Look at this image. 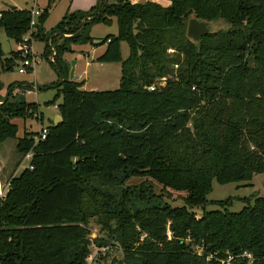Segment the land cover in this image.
Wrapping results in <instances>:
<instances>
[{
	"label": "trees",
	"instance_id": "16d2710c",
	"mask_svg": "<svg viewBox=\"0 0 264 264\" xmlns=\"http://www.w3.org/2000/svg\"><path fill=\"white\" fill-rule=\"evenodd\" d=\"M166 1L167 7L98 0L87 12L65 14L50 32L70 37H52L49 46L42 25L58 0L41 9L31 38L43 42L45 57L54 51L49 65L57 75L60 122L45 128L44 140L37 133L17 138L11 119H27L26 110L35 106L7 101L9 85L0 105V144L16 141L13 168L32 156L30 168L11 176L0 198V264H84L92 219L110 240L118 236L121 264H219L227 256L229 264H247L244 252L250 264H264V197L241 199L245 207L234 214L225 210L229 198L209 203L221 211H205L213 182L248 186L264 173V0ZM29 14L1 10L0 31L20 43ZM190 18L221 20L230 28L193 45L185 36ZM112 23L116 33L99 43L84 37L86 28ZM83 38L92 47L106 45L94 62L120 64L117 89L84 91L83 82L67 80L62 56ZM120 43L128 47L124 60ZM2 57L0 50V69L8 71L18 54ZM119 174L143 182L113 196L101 190ZM91 183L97 189H87ZM153 183L183 193L182 207L126 213L135 193L140 200L153 196Z\"/></svg>",
	"mask_w": 264,
	"mask_h": 264
},
{
	"label": "rangeland",
	"instance_id": "374dc122",
	"mask_svg": "<svg viewBox=\"0 0 264 264\" xmlns=\"http://www.w3.org/2000/svg\"><path fill=\"white\" fill-rule=\"evenodd\" d=\"M47 1L48 0H0V11L11 6L17 7L19 10L26 9L28 11H41V9L46 7ZM97 1L98 0H58V2L52 5V7L47 12L48 17L46 21L42 25V32H44L43 37L47 39V45L49 46L52 37H57L56 39L60 37V42L62 39H67L70 37V35L67 34L51 35L50 32L52 28L65 16V12L68 10V8L70 9L71 7L75 6L80 8L85 7L84 9H75L76 12L84 13L92 8V6L96 5ZM108 2H113V0H108ZM115 28L116 27L114 23L109 25V27L102 26L100 24L93 25L92 27L85 29L86 32L84 37H88L92 40L93 38L104 39L107 36L114 35L116 33ZM210 28L211 31H227L230 27L225 22L216 20L210 23ZM33 36L35 38H31L29 47L38 58V61L36 62L37 64L34 66V70L32 68V73L19 75L17 73V70L19 69V45L14 44L12 40L6 38L4 33L0 31V50H2L3 54L2 60L8 59V57L11 56V53L18 54V58L16 60L14 59L15 61L10 70L2 71L0 69V85H2L0 91V105L3 103L2 99L6 97L9 85L12 84L10 97L7 101H9L11 104L19 106H21V104H32L35 106L34 110H26L27 119H11V123L14 125H16L15 123L18 124V126L16 125L17 138L21 137L20 131L23 128L22 135L23 137L28 135L27 140L30 139L32 134H38L40 129L46 128L44 126L52 124H49V121L51 120V116L57 113L55 108L60 103V99L55 100L57 75L55 73L54 67L49 65L51 60L54 62V51L52 48H50L51 55L45 57L43 42L41 43L40 38H36L35 34ZM76 45H79V48H76V52H73L71 48ZM76 45H70V54H64L62 56L64 63L68 66V72L66 75L67 78L70 70V62L73 61L76 65V76L74 80L76 82H83V86L81 88L82 90L94 92L111 91L117 89L119 84L118 79L120 64L110 63L100 65L99 63H92L89 59L82 56L84 55V51H87L91 54L89 48L90 45L88 42H85L83 38L82 42L76 43ZM105 46L106 45L93 46L92 48H99L97 52L93 54L95 56H99L106 49ZM119 47L120 57L122 60H124L127 58L128 47H126L124 43H120ZM77 49L83 51L82 54L78 52ZM72 56L74 60L70 61ZM27 80H29L28 83H21V81ZM15 144V140H9L0 144V148H2L0 149V176L3 177L2 182L4 183L2 186L4 187L5 192L8 189V178H11L12 173H15L12 171V164L13 162H17L19 160L18 155H16L14 152ZM21 162H24L23 159L20 160L19 163L21 164ZM142 182L143 179L133 177L128 180H122L119 174L116 175V180L109 185L110 187H102L101 190H104L109 195L113 196L116 193H120L122 190L133 191V189H138V186H140ZM263 184L264 173L253 176L250 185L248 186L236 183L229 185H219L217 182H213L211 192L206 196L208 204L205 207V211H221L219 207L209 203L224 201L229 198L231 199L230 206L226 207L225 210L231 214H234L245 207V204L241 202V199L249 198L252 194L264 197ZM86 188L89 190L93 188L97 189V185L91 183L87 185ZM152 191L153 196L148 197V199L146 198V200L138 199L137 193H135L134 197H131V201L124 206L125 212L132 215V213L136 210H142L151 206L163 207L168 205L170 207H182L180 197L183 193L178 194L170 190H165L164 192L162 191L161 186L156 183H153ZM193 212L196 216L200 215V210L198 209L193 210ZM112 225L114 226L115 224L113 223ZM87 228L90 234V241H92V249H105V257L99 261V264H121L123 252H121L118 244V236H113L116 238L115 241L110 240V238L107 237L106 232L100 230V226L97 225L94 219L89 221ZM94 239H101L102 243H105V245L99 246L98 248L97 245L93 243ZM190 249L193 250V252H199L200 254L202 253V251H200L196 246L190 245Z\"/></svg>",
	"mask_w": 264,
	"mask_h": 264
},
{
	"label": "built area",
	"instance_id": "2783aa9c",
	"mask_svg": "<svg viewBox=\"0 0 264 264\" xmlns=\"http://www.w3.org/2000/svg\"><path fill=\"white\" fill-rule=\"evenodd\" d=\"M41 13V11H30L31 15V20L29 22V31L26 32V34L24 35V37L22 38L20 43H17V45H19L18 50H19V59H18V67L19 69L17 70V73L19 75H24L25 73H32L34 70V66L37 64L36 62L38 61L37 56L30 50L29 47V43L31 41V31H33V27L36 25V21L37 18L40 16L39 14ZM52 60H51V64H52ZM33 68V70H32ZM165 83V80L162 79L157 87H162ZM155 87L154 86H149L146 87L147 91H154ZM45 132L46 129H40L39 130V135H40V140H44L45 138ZM37 138L34 139V142H37ZM32 153L28 152L27 155L24 156L23 161L27 162V165L25 166V169L30 168L29 167V161L31 159ZM165 234H166V239L168 241L171 240L172 234H170V232L168 231V229L166 228L165 230ZM92 245H90V249H89V254L86 256L84 264H99V261H101V259L103 257H105V249L103 248H99V249H92ZM196 255L200 256L201 254L199 252H194ZM240 258L244 259L246 261L247 264H250L252 261V257L250 254L244 252L243 254H241ZM207 259H211V256H208ZM233 258L231 256H227L225 259H222L219 261V264H229L231 262Z\"/></svg>",
	"mask_w": 264,
	"mask_h": 264
},
{
	"label": "crops",
	"instance_id": "0c3cea01",
	"mask_svg": "<svg viewBox=\"0 0 264 264\" xmlns=\"http://www.w3.org/2000/svg\"><path fill=\"white\" fill-rule=\"evenodd\" d=\"M127 1H129L131 4H137V3H142L143 1H145V0H127ZM151 2H153V3H155V4H157L158 6H161V7H167L168 5H169V2H167L166 0H150ZM85 7H77V6H75V7H71L70 9L68 8V10H66V12H65V14H72V13H75L76 12V10L75 9H84ZM16 9H18L17 7H16ZM113 24V23H112ZM98 40H100V39H95V38H93V41H92V44H96V43H99V41ZM81 45V44H80ZM76 48H79V45H76V46H73L71 49L73 50V52H76ZM90 52H91V54L90 53H88L87 51H84V55H82L83 57H85V58H87V59H89L90 60V62H94V59L96 58V57H98V56H95L94 54L97 52V50L99 49V48H92V46L90 45ZM77 51L78 52H80L81 54H82V52L83 51H81L80 49H77ZM104 52V51H103ZM102 52V53H103ZM94 53V54H93ZM74 56V55H73ZM73 56H72V58H70V61L71 60H74L73 59ZM67 59V58H66ZM69 60V59H68ZM94 63H96V62H94ZM86 65V64H85ZM101 65V64H100ZM75 76H76V68H75V73H74V78H75ZM79 77V76H78ZM74 80V79H73ZM75 81V80H74ZM77 81H79V80H77ZM29 82V80H27V81H21V83H28ZM76 82V81H75ZM38 87H40V86H38ZM1 88H2V85H0V91H1ZM56 109V108H55ZM59 120H60V118L57 116V113H55V114H53L52 116H51V120L49 121V124L50 123H52L53 125H56V124H58L59 123ZM43 121V120H42ZM17 126H18V124L17 123H15ZM23 125V124H22ZM48 126V125H47ZM47 126H44V127H47ZM23 127V126H22ZM43 127V128H44ZM22 132H23V128L21 129V131H20V135H21V137H19V138H22L23 137V135H22ZM0 149H2V148H0ZM16 162V161H15ZM15 162H13V164H12V171L13 172H15V173H12V177H17L25 168V166L24 165H27V162H21V164L19 163V165L16 167V168H13L14 167V165H15ZM2 163V162H1ZM10 177V176H9ZM9 179V178H8ZM2 180H3V177H1L0 176V198L1 197H3L4 196V194L6 193L5 192V189H4V187L2 186L3 185V183L4 182H2Z\"/></svg>",
	"mask_w": 264,
	"mask_h": 264
},
{
	"label": "water",
	"instance_id": "95a60500",
	"mask_svg": "<svg viewBox=\"0 0 264 264\" xmlns=\"http://www.w3.org/2000/svg\"><path fill=\"white\" fill-rule=\"evenodd\" d=\"M10 9L14 10L16 7L11 6ZM214 22V21H213ZM219 31V30H218ZM212 32L216 31H211L210 28V23H205L202 21H198L196 18H190L187 21L186 24V39L191 42L193 45L197 44L198 41L206 35L211 34ZM70 70L68 73V81H72L74 79V73H75V62H70ZM60 122V120H59ZM263 191H264V184H263Z\"/></svg>",
	"mask_w": 264,
	"mask_h": 264
}]
</instances>
